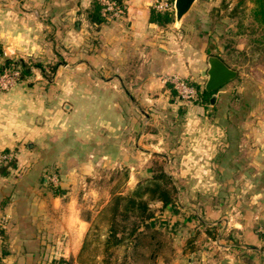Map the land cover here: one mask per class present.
<instances>
[{"label": "crops", "instance_id": "1", "mask_svg": "<svg viewBox=\"0 0 264 264\" xmlns=\"http://www.w3.org/2000/svg\"><path fill=\"white\" fill-rule=\"evenodd\" d=\"M173 1L166 25L151 21V0H121L120 17L95 25L92 0H0V64H58L0 88V153L14 162L0 173V264L76 260L92 222L84 211L93 219L109 199H89L100 194L89 184L115 169L134 188L159 159L195 218L173 219L181 245L158 264H264V37L226 40L240 36L237 5L192 0L178 18ZM210 56L237 72L213 104L173 96L169 77L204 88ZM199 223L217 228L198 231L207 261L184 251Z\"/></svg>", "mask_w": 264, "mask_h": 264}, {"label": "trees", "instance_id": "2", "mask_svg": "<svg viewBox=\"0 0 264 264\" xmlns=\"http://www.w3.org/2000/svg\"><path fill=\"white\" fill-rule=\"evenodd\" d=\"M121 3V0H112ZM173 1V0H172ZM252 3L251 19L254 24L261 27L264 37V0H250ZM225 8V7H224ZM103 6L100 0H92L86 17L91 24L100 25L110 20L103 15ZM238 14L236 7L230 16ZM174 20V7L166 11L151 12V21L159 25H166ZM58 64L45 65L42 62L19 60H5L0 64V77L7 71H18L20 80H27L33 76L34 70H39L43 75L55 73ZM197 91V97L192 102L208 106L213 93L206 92L201 86L187 81ZM173 96L177 97L172 85H169ZM14 166L8 162L0 168L1 174H6L7 169ZM126 181V177L124 176ZM179 198V189L175 179L169 174L163 160L154 161L151 176L139 182L134 188L121 190L119 185L113 189L108 201L91 218L82 249L76 260L60 259L56 264H158L161 259H166V249L170 240L163 234V228L168 227V218L164 217L165 209L169 208L174 215L178 212L176 205ZM159 203L160 208L153 205ZM160 212V214H157ZM176 213V214H175ZM164 219L162 220V218ZM194 215L187 218L191 220ZM174 222L173 230H175ZM205 233L215 238L217 228L205 223H199ZM199 232H195L185 243L184 251L195 250V243ZM169 241V242H168ZM172 251V246H170Z\"/></svg>", "mask_w": 264, "mask_h": 264}, {"label": "rangeland", "instance_id": "3", "mask_svg": "<svg viewBox=\"0 0 264 264\" xmlns=\"http://www.w3.org/2000/svg\"><path fill=\"white\" fill-rule=\"evenodd\" d=\"M223 1L227 2L228 4H232L231 6H233V5L236 6L237 5V7H238V14L236 16H234V17L230 16L231 17L230 19H232L231 23H230L231 24L230 27L232 28V30L235 33H237V32L240 33V36L236 37V36H234V34L233 35H228L227 34L225 36L226 40L238 41L239 39L240 40L243 39L244 40L243 43H244V42H247V41L248 42L249 41L253 42L257 38H263V32H262L263 29L261 27H259L258 25L254 24L252 19H251L252 3H251L250 0H242V4L241 3L238 4V2L240 0H223ZM199 13H200V11H199ZM230 14H231V11H230ZM199 16H200V14H199ZM203 20H205V19H203ZM204 25H205V23H204ZM213 27H214V25H212V29L216 32L215 35L220 37V34L222 33V28L220 26H218L217 28H216V26L214 28ZM232 57H234L236 59L239 58L240 60L243 59L242 56H240V55H238L237 53H234V52L231 54V58ZM262 58L264 60V54H263ZM233 63H235V62L233 61ZM114 170L115 169H113V180L112 181H110L109 179H94V182L89 184V185L94 186V187H96L97 189L100 190V194L97 197L90 196L89 199L94 200V202L97 199L100 200L102 203L105 202L109 198V195H108L107 191L111 190L110 188L114 189L116 187V185H119L121 190H126V187H125L126 181L124 179L123 172L122 173L121 172L114 173L115 172ZM128 189H130V188H128ZM153 208L157 209V207H154V205H153ZM175 210H177L178 213L177 214L175 213L176 216H170L167 219L168 222H169L168 227L163 228L164 229L163 230L164 236L166 237L167 240H170L169 248L166 249V254H168V255L173 251V249L171 251L170 246H172V248H173V246H175V245L176 246L181 245L180 244L181 240H179L176 243L174 242L175 243V245H174L173 242H172V239H171V237L173 236V232H176V231L173 230L174 228L172 226L174 224V220H178V219L179 220H187V218L191 217L193 215V213H194L193 211L195 209H193V207H192L189 195H187V194L182 195V200H181V202L179 201L177 203ZM89 212H90V210L89 211L85 210L84 211V216H87ZM173 213L174 212L172 211V214ZM157 214H160V212H157ZM169 215H170V213H169ZM163 219H164V217L162 218V220ZM176 229L180 230V227L177 226ZM200 229L203 231V228H199L197 230L195 229L196 233L198 231L200 232ZM193 234L194 233H191L190 236H193ZM200 238L196 241L195 247L196 248L198 247L202 251H200L199 254L197 253L198 255L195 258L196 259L199 258V259L207 261L208 258L210 259L211 257L207 258L206 255H205L206 254L205 251L211 250V249H209L211 244L205 243ZM176 239H177V237H176Z\"/></svg>", "mask_w": 264, "mask_h": 264}, {"label": "built area", "instance_id": "4", "mask_svg": "<svg viewBox=\"0 0 264 264\" xmlns=\"http://www.w3.org/2000/svg\"><path fill=\"white\" fill-rule=\"evenodd\" d=\"M103 6V15L108 18L120 17L125 10V4L117 3L112 0H100ZM150 6L152 10L166 11L174 7L172 0H151ZM20 73L18 71H7L0 77V88L7 90L19 81ZM167 82L170 83L175 90L177 97L185 102H192L197 97L196 89L186 80L178 77H169ZM12 159L8 153H0V168L10 162ZM5 219L0 220V232L5 228Z\"/></svg>", "mask_w": 264, "mask_h": 264}, {"label": "water", "instance_id": "5", "mask_svg": "<svg viewBox=\"0 0 264 264\" xmlns=\"http://www.w3.org/2000/svg\"><path fill=\"white\" fill-rule=\"evenodd\" d=\"M192 0H176L177 17L179 18L188 8ZM208 69L205 72L207 81L204 90L213 93L210 102L213 104L215 101V92L222 88L227 83L234 80L237 72L228 67L223 60L217 56H210L208 58Z\"/></svg>", "mask_w": 264, "mask_h": 264}]
</instances>
